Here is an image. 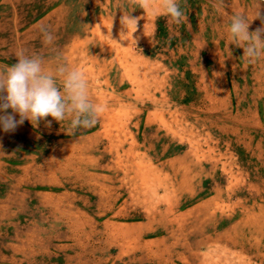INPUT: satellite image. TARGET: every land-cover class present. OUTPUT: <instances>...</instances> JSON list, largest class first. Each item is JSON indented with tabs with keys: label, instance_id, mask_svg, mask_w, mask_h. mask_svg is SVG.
Listing matches in <instances>:
<instances>
[{
	"label": "rangeland",
	"instance_id": "obj_1",
	"mask_svg": "<svg viewBox=\"0 0 264 264\" xmlns=\"http://www.w3.org/2000/svg\"><path fill=\"white\" fill-rule=\"evenodd\" d=\"M180 7L176 24L160 0H0V70L25 49L105 105L75 134L0 131V264H264V55L228 34L255 0Z\"/></svg>",
	"mask_w": 264,
	"mask_h": 264
},
{
	"label": "clouds",
	"instance_id": "obj_2",
	"mask_svg": "<svg viewBox=\"0 0 264 264\" xmlns=\"http://www.w3.org/2000/svg\"><path fill=\"white\" fill-rule=\"evenodd\" d=\"M152 2L136 0L141 9L149 8ZM223 2L220 0V3ZM160 3L172 22L180 24L188 20L180 7V0H160ZM262 3L264 0H255L251 19L244 14H234L228 25L229 44L242 48V56L249 63L264 55ZM140 19L128 13L121 18V23L130 26L134 33L138 30ZM256 19L260 20V26L250 31L251 22ZM40 31L44 43L52 45L55 39L53 33L46 26H42ZM16 60L15 64L0 70V131L14 133L25 120L36 126L47 117L57 122L70 118L69 127L73 134L79 128H92L98 123L105 105L91 101L89 82L83 71L59 61L54 71H46L44 57L29 55L25 49L17 51ZM47 124L50 127L51 121Z\"/></svg>",
	"mask_w": 264,
	"mask_h": 264
}]
</instances>
